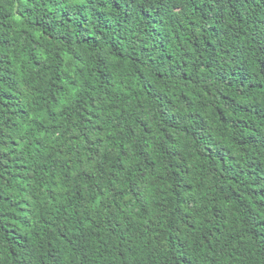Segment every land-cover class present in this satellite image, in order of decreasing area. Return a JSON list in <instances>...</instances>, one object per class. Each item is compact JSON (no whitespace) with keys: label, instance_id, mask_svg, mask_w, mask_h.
<instances>
[{"label":"trees","instance_id":"1","mask_svg":"<svg viewBox=\"0 0 264 264\" xmlns=\"http://www.w3.org/2000/svg\"><path fill=\"white\" fill-rule=\"evenodd\" d=\"M0 264H264V0H0Z\"/></svg>","mask_w":264,"mask_h":264}]
</instances>
